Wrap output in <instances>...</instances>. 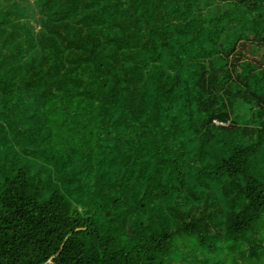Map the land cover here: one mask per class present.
Instances as JSON below:
<instances>
[{"label":"trees","instance_id":"1","mask_svg":"<svg viewBox=\"0 0 264 264\" xmlns=\"http://www.w3.org/2000/svg\"><path fill=\"white\" fill-rule=\"evenodd\" d=\"M0 264H264V0H0Z\"/></svg>","mask_w":264,"mask_h":264}]
</instances>
